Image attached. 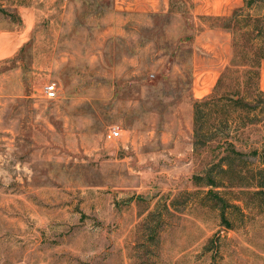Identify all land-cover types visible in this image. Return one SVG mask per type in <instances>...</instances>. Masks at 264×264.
Returning a JSON list of instances; mask_svg holds the SVG:
<instances>
[{
    "label": "rangeland",
    "instance_id": "rangeland-1",
    "mask_svg": "<svg viewBox=\"0 0 264 264\" xmlns=\"http://www.w3.org/2000/svg\"><path fill=\"white\" fill-rule=\"evenodd\" d=\"M26 3L35 32L0 63V264H264V192L207 186L226 152L194 147L195 101L239 77L223 26L245 0H0V28ZM241 133L264 168V121Z\"/></svg>",
    "mask_w": 264,
    "mask_h": 264
},
{
    "label": "trees",
    "instance_id": "trees-1",
    "mask_svg": "<svg viewBox=\"0 0 264 264\" xmlns=\"http://www.w3.org/2000/svg\"><path fill=\"white\" fill-rule=\"evenodd\" d=\"M261 2V3H260ZM258 4L261 8L262 0H245V7L235 10L234 14L227 19L223 28L234 30V58L228 68L235 69L239 77L234 81L233 87L225 91V76L219 78L214 92L202 100L194 103V147L195 150L217 142L218 147L224 148L226 154L220 158L217 165L208 170L206 177L207 186L219 187L213 179L214 169H219L225 176H249L253 179V186L257 188L256 194L264 192V168H248L238 162V158L245 154L239 151L236 143L241 132L249 127L258 126L264 121V91L260 88V68L264 60V14L254 17L250 13H244L246 9H255ZM241 18L245 20L243 27L239 26ZM243 32L246 44L241 45L238 32ZM254 156L259 153L258 148L253 149ZM238 185V184H237ZM222 206L224 212L227 205ZM223 218L225 214H222ZM225 222V218H224ZM227 224V223H225Z\"/></svg>",
    "mask_w": 264,
    "mask_h": 264
},
{
    "label": "crops",
    "instance_id": "crops-1",
    "mask_svg": "<svg viewBox=\"0 0 264 264\" xmlns=\"http://www.w3.org/2000/svg\"><path fill=\"white\" fill-rule=\"evenodd\" d=\"M15 8L19 17L18 25L8 24L0 28V63L17 57L35 32V7L26 3Z\"/></svg>",
    "mask_w": 264,
    "mask_h": 264
},
{
    "label": "built area",
    "instance_id": "built-area-1",
    "mask_svg": "<svg viewBox=\"0 0 264 264\" xmlns=\"http://www.w3.org/2000/svg\"><path fill=\"white\" fill-rule=\"evenodd\" d=\"M45 93L48 99H55L57 97V85L51 84L46 86ZM122 137V129L119 127H114L110 129L106 135L105 139L107 141H115L117 139H120Z\"/></svg>",
    "mask_w": 264,
    "mask_h": 264
}]
</instances>
